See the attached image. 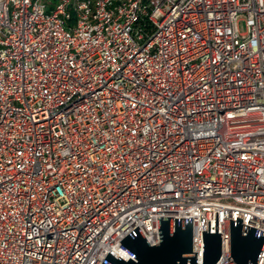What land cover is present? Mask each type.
<instances>
[{
	"label": "built area",
	"instance_id": "1",
	"mask_svg": "<svg viewBox=\"0 0 264 264\" xmlns=\"http://www.w3.org/2000/svg\"><path fill=\"white\" fill-rule=\"evenodd\" d=\"M157 217L196 264L264 232V0H0V264L135 261Z\"/></svg>",
	"mask_w": 264,
	"mask_h": 264
},
{
	"label": "water",
	"instance_id": "2",
	"mask_svg": "<svg viewBox=\"0 0 264 264\" xmlns=\"http://www.w3.org/2000/svg\"><path fill=\"white\" fill-rule=\"evenodd\" d=\"M230 219V256L234 264H256L264 246V232ZM159 243L149 245L138 226L121 241L120 247L136 258L124 261L106 255L101 264H196L192 252V217H157ZM202 264H216L221 256V234L202 231Z\"/></svg>",
	"mask_w": 264,
	"mask_h": 264
}]
</instances>
